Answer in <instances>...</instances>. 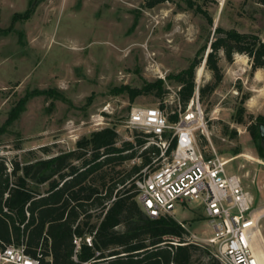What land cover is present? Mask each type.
Instances as JSON below:
<instances>
[{"label":"rangeland","instance_id":"1","mask_svg":"<svg viewBox=\"0 0 264 264\" xmlns=\"http://www.w3.org/2000/svg\"><path fill=\"white\" fill-rule=\"evenodd\" d=\"M190 1L146 6L147 0H37L28 18L12 20L33 0H0V27L8 28L0 33V156L9 160L29 150L53 155L105 126L114 127L121 140L136 133L142 137L144 128L127 123L134 106L158 107L166 117L176 111L178 118L197 111L205 125L194 130L201 151L208 154L212 148L230 159L226 167L251 194L252 209H264V157L247 129L264 115V68L252 70L245 54L235 53L229 62L220 51L222 79L209 91L205 85L213 77L204 65L217 26L255 33L264 41V0ZM194 57L202 59L194 72L198 101L182 108L179 85L167 76ZM147 82L160 85L163 95L157 96L154 87L130 99L126 89L119 90ZM202 86L203 97L196 91ZM34 90L39 92L6 124L11 109ZM241 107L243 122L238 123ZM133 163L140 157L124 168ZM170 215L212 250L207 241L212 230L196 201L178 205ZM261 218L255 231L264 238V214Z\"/></svg>","mask_w":264,"mask_h":264},{"label":"trees","instance_id":"2","mask_svg":"<svg viewBox=\"0 0 264 264\" xmlns=\"http://www.w3.org/2000/svg\"><path fill=\"white\" fill-rule=\"evenodd\" d=\"M162 1L147 0L146 6ZM32 7L13 15L12 20L28 18ZM7 31L0 27V33ZM220 51L229 62L235 53L245 54L252 70L264 68V41L257 34L217 26L204 57L213 77L205 85L209 91L222 79ZM201 60L194 57L187 67L167 76L179 85L176 94L182 108L195 93L194 72ZM155 85H123L119 90L126 89L133 99L156 87L161 97L165 90ZM205 86L198 88L201 97ZM38 92L22 97L6 124ZM241 113L242 107L238 123L243 122ZM167 118L176 121L177 112ZM261 122L264 115L260 114L247 129L257 153L264 157L258 130ZM141 135L121 140L114 127L105 126L82 136L74 148L53 155L41 157L29 150L9 160L0 156V250L6 246L21 249L36 264H222L207 245L190 239L183 222L170 214L150 217L137 204L134 180L152 156L159 154L157 146L146 143L152 133ZM174 146L172 139L167 153ZM43 149L47 154V148ZM135 157H140V163L124 168Z\"/></svg>","mask_w":264,"mask_h":264},{"label":"built area","instance_id":"3","mask_svg":"<svg viewBox=\"0 0 264 264\" xmlns=\"http://www.w3.org/2000/svg\"><path fill=\"white\" fill-rule=\"evenodd\" d=\"M197 95L194 93L191 103L194 98L198 101ZM127 123L152 133L146 143L159 148V154L152 156L134 180L135 199L142 211L155 218L196 201L212 230L207 239L211 251L222 264H260L251 246L255 232L251 225L252 196L240 177L228 171L230 159L212 148L206 154L197 145L194 130L205 126L203 116L187 111L171 122L158 107L134 106ZM165 133L170 134L169 138L164 137ZM172 139L175 146L167 153ZM0 261L36 264L12 246L0 250Z\"/></svg>","mask_w":264,"mask_h":264},{"label":"bare ground","instance_id":"4","mask_svg":"<svg viewBox=\"0 0 264 264\" xmlns=\"http://www.w3.org/2000/svg\"><path fill=\"white\" fill-rule=\"evenodd\" d=\"M264 209H259V211H253V213L251 214L252 216V221H251V225L253 226V228L256 229L257 224L261 221V217L263 216ZM257 230V229H256ZM253 242H252V248L256 254V256L258 257L259 263L260 264H264V238L263 235L261 234L260 231H255L253 238H252Z\"/></svg>","mask_w":264,"mask_h":264},{"label":"water","instance_id":"5","mask_svg":"<svg viewBox=\"0 0 264 264\" xmlns=\"http://www.w3.org/2000/svg\"><path fill=\"white\" fill-rule=\"evenodd\" d=\"M36 1L37 0H33L31 5L33 6ZM204 61H205V58H204ZM258 130H259L260 141L264 143V123L261 122L258 124Z\"/></svg>","mask_w":264,"mask_h":264}]
</instances>
